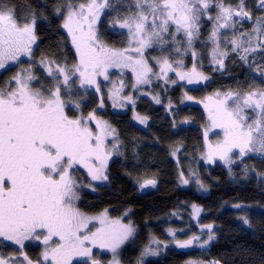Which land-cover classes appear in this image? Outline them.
<instances>
[{
  "label": "snow or ice",
  "instance_id": "6c2138e0",
  "mask_svg": "<svg viewBox=\"0 0 264 264\" xmlns=\"http://www.w3.org/2000/svg\"><path fill=\"white\" fill-rule=\"evenodd\" d=\"M243 5L244 0H239L236 8L219 0L215 4L213 0H134L135 13L122 21L115 20L112 26L128 29L136 44L131 49L135 57L127 54L129 49L115 51L97 40L95 26L103 11L109 7V0H89L87 5L80 4L77 10L69 11L62 26L71 35L79 63L67 69L55 61H41L47 76L54 83L53 88L44 92L29 86V81L34 79L30 71L23 79L13 77L17 83L15 90H0V237L19 245L21 249L25 240H40L42 236L44 244L48 245L53 237H57L59 242L43 253V259L50 260L51 264H73L78 258H88L84 264H89V261L90 264H98L92 259L93 247L107 248L116 253L117 248L133 236L134 229L120 221H110L106 214L88 217L80 212L74 206L79 197L70 174L74 165H82L88 169L93 180H107L104 172L111 153L104 148V136L111 135L115 130L108 129L107 125L101 128L97 121L100 134H95L87 126V121L70 118L64 110L61 88L67 87L69 80L78 74L80 87L95 85L96 91H99L96 76L103 75L107 80L108 69L112 67L131 68L136 74L137 84H150L151 75L167 80L168 72H175L189 84L206 80L207 77L196 71L195 65L190 73H185L179 70L183 66L182 60L176 61L177 67H173L167 57L157 60L159 72L153 73L144 59V50L154 45H160L163 50L170 43H180L176 41L180 33H183L190 49L193 39L199 35L201 17L210 7H216L218 14L208 16V20L216 22L209 38L215 45L213 63L223 69L229 52L221 50V29H234L240 21L251 18ZM260 6L264 7V0H261ZM35 23L32 19L31 23L21 26L14 13L0 11V69L5 67L6 60H18L20 55L31 54V45L36 41ZM254 33L258 41L256 45H252L251 40L224 36L232 45L231 52L236 53L241 61L248 62V56L256 53L257 48L264 49V42L259 40L264 35V22L257 24ZM245 43L249 46L245 47ZM175 51L179 53L181 49L176 47ZM192 55L195 57L196 53L193 51ZM261 56L264 58V52ZM260 76L264 77V72H260ZM125 99L132 100L131 97ZM153 99L160 103L157 97ZM228 100H233L235 105L231 109L227 105ZM205 108L209 109L213 127L224 132L222 143L215 146L209 144L208 162L219 157L226 164L232 163L230 153L233 149L239 150L237 155L240 157L254 150L264 152V92L252 91L235 99L232 93H228L223 99L213 102L211 107L205 105ZM245 109L257 113L258 118L249 122L244 115ZM135 118L142 124L146 123V118ZM95 119L92 114L87 118L89 121ZM95 162H99L100 167ZM181 179L183 184L190 182L183 178V173ZM195 182L200 184L199 179ZM155 183V180H146L140 187L143 189ZM193 209L198 216L200 209L195 205ZM93 219L100 224L95 231L87 227ZM244 223L248 221L245 219ZM205 227L210 233L204 242L207 244L214 239V235L211 234L212 225ZM170 234L175 236L171 230ZM198 239L192 237L185 241L176 240L175 243L185 248ZM149 255L155 256L158 252L149 246L142 253V258ZM24 259L27 264H32L26 255ZM0 264L7 262L0 258ZM114 264H119L115 256ZM140 264H143V259Z\"/></svg>",
  "mask_w": 264,
  "mask_h": 264
},
{
  "label": "trees",
  "instance_id": "16d2710c",
  "mask_svg": "<svg viewBox=\"0 0 264 264\" xmlns=\"http://www.w3.org/2000/svg\"><path fill=\"white\" fill-rule=\"evenodd\" d=\"M84 1L86 0H0V11L14 13V18L21 26L31 23L32 19L36 22V41L31 45V54L20 55L18 60L5 61V67L0 69V90L7 82L11 90L17 88L13 77L24 78V70L21 72L20 68L24 63H30L34 67L39 62L48 60L59 65L65 64L69 68L76 65V50L62 25L68 9ZM121 1L125 0H119ZM101 35L108 43L118 46L125 43L121 33H112L104 28ZM239 73L240 71L234 73L235 77ZM29 86L36 90L34 86ZM225 87L241 86L235 83H216L199 89L200 94L196 96L201 97L213 89ZM170 92L176 94L177 90H164L163 94L166 96L159 98L171 96ZM174 98L177 100L176 95ZM140 109L148 111L147 114L153 118L156 129L152 133L132 124L129 111L108 108L102 110L109 127L116 128L121 135L119 140L122 150L110 163L106 172L108 179L102 185L96 186V190L92 189V192H76L80 212L88 216L106 211L112 218L130 219L135 227V235L123 248L122 261L124 264H135L142 257L145 248L149 247L151 240L162 235L163 228L177 226V213H180L181 207L195 203L203 207L202 220L211 222L213 226L216 239L211 247L206 251H180L167 247L164 254L156 260L146 261V264H184L191 259L204 260L210 264H264V157L247 156L240 161L234 160L229 165L214 164L206 175L205 193L193 186L182 188L179 185L181 178L177 166H180V160L181 167L183 166L186 148V152L192 154L197 145L200 147L201 140H198L197 134H185L181 137L175 133L168 137V120L162 117L161 111L149 106H141ZM89 124L96 127L93 120ZM183 142L188 145L184 146L185 150L181 146ZM171 148H174L175 155L172 153L169 156L168 150ZM141 159H144L143 162ZM95 163L99 167V162ZM73 167H80L88 172L82 165ZM74 168L70 170L71 175ZM147 172L157 180V185L154 189L142 192L136 180ZM245 219L247 224L244 223ZM41 239L43 241L42 236ZM30 240H25L24 244H28ZM56 241L58 238L53 237L49 243ZM13 245L19 246L0 237L1 251L15 252Z\"/></svg>",
  "mask_w": 264,
  "mask_h": 264
},
{
  "label": "rangeland",
  "instance_id": "374dc122",
  "mask_svg": "<svg viewBox=\"0 0 264 264\" xmlns=\"http://www.w3.org/2000/svg\"><path fill=\"white\" fill-rule=\"evenodd\" d=\"M89 0L84 2H80L77 6H73L69 8L66 14L64 15V21L67 19V15L69 11L77 10L80 4L87 5ZM134 1L125 0L119 2V0H109V7L106 8L100 16V21L95 26L96 37L97 40L104 45L108 49H112L115 51H123L124 49H129L127 54L133 55L134 57L136 54L131 51L136 47L135 42L132 40V36L129 34L128 29H121L118 27H113V23L115 20H123L127 18L130 14L135 13L136 9L133 7ZM261 22H264V18ZM260 22V23H261ZM64 28V27H63ZM106 28L110 32H117L124 35V45H115L108 43L106 38L101 35V31ZM65 32L68 34L69 38H72L69 34L68 30L65 29ZM119 39V37H118ZM117 39V40H118ZM248 40H251L252 45L257 44V37L254 33V30L248 34ZM259 40L264 42V35L259 37ZM130 41H132L130 43ZM177 41V39H176ZM164 46L162 50L160 45H154L153 47L147 48L144 50V59L147 60L148 65L153 69V73L159 72L157 60L161 59L167 53L171 55L173 58L178 56V53L175 51L176 47H181L180 43H170L169 45ZM249 46V45H248ZM74 49L75 46L73 45ZM181 49V48H180ZM257 48V51L258 52ZM76 50V49H75ZM77 53V52H76ZM255 54V53H254ZM180 55V54H179ZM180 57V56H179ZM155 58V59H154ZM179 60V59H177ZM49 62L48 60L45 63ZM79 63V57L77 54V63ZM39 64V65H38ZM37 65L33 67L30 63L22 64L21 72L23 75H26L28 71L31 72L34 79L29 81V85L34 86L36 90L44 92L47 88H53L54 83L52 79L47 76V72L45 69L44 64L39 62ZM62 67H66L67 69H71L67 67L65 64H60ZM24 67V68H23ZM19 69V67H18ZM264 72V70L260 71ZM78 74L73 76L69 80V84L67 87L61 88V97L65 101V112L66 114L72 119H83L87 121V126L90 127L95 134H100V129L97 128V121L100 122L101 128H104L105 125L109 127L107 119L102 115L103 109H113L116 111H121L122 109H126L129 111L131 122L136 127H139L143 130H149L147 133H152V130L156 129V126H153V118L151 115L147 114L148 111H142L140 108L141 106L144 108L149 106L151 109H156L161 111L162 117L168 120L169 126L167 127L168 130V137L177 133L179 136L182 135H189V134H197L196 137L198 140L200 139L201 144L199 143L200 147L197 145L196 149L192 152V154H188L187 148L185 150L184 146L186 144L183 142L181 143L182 148L184 151V158L186 160L183 161V166L181 167L182 161H179L178 167V175L181 178V173H183V178L189 179L188 184H183L182 179L179 185L182 188L193 186L198 189L200 192H206L204 183L207 178V173L209 168L216 163H224V161L220 160L219 157H214L213 162H208L206 159V155L208 153V146L211 144L215 146L218 143H222L224 139V132L223 129L218 127H213L212 122L209 118V109L205 108V105H209L211 107L213 102L223 99L228 93L233 94V99L237 96L242 97L249 92L256 91V92H264V77L259 79H253L252 83H249L247 87L241 88H229L225 87L223 89H213L207 93H204L201 97L194 95L192 99L188 101H182L179 98H174L173 96H167L165 99L159 98L161 91L164 90H175L178 83L171 82L168 85L164 84V82L168 81L163 78L157 79L155 75H151V83L150 84H137L136 82V74L132 71L131 68H116L112 67L108 69V79L105 80L103 75L96 76V83L99 85V91H96V86H88L85 85L84 87H80V82L78 80ZM8 80V79H7ZM15 88V85L13 86ZM70 89V90H69ZM3 91H10V87L8 82L2 88ZM118 93V95H117ZM47 95V93L45 92ZM111 97V98H110ZM125 97H131L132 100L129 101L125 99ZM153 97H157L160 103H156V100ZM78 105V107H77ZM228 107L231 109L235 105L233 104V100L227 101ZM173 112H171L172 110ZM153 113V112H152ZM173 113V114H172ZM89 114H92L96 117L94 124L96 127H91L89 124ZM244 115L249 118V122L253 119H257V113L253 112L251 109H245ZM146 118V123H140L139 119L135 117ZM153 126V127H152ZM151 127L153 129H151ZM110 129H114L115 131L111 135L104 136V148L106 151L111 153L110 158L107 160L106 168L104 174L108 171V167L110 163L116 158L122 150V143L120 142L121 135L119 134L118 130L114 127H109ZM207 133V136H205ZM120 136V137H119ZM200 137V138H199ZM122 138V137H121ZM195 140V137H194ZM149 145H153L148 143ZM180 144V143H178ZM116 145V147H113ZM188 147V145L186 146ZM175 148V146H174ZM174 148L168 150V155L173 153ZM173 149V150H172ZM238 149H233L232 153H230L232 161H240L243 160L247 156H253L262 158L264 157V152L259 151H252L248 152L243 157L237 155ZM186 152V153H185ZM235 155V156H233ZM180 157V156H179ZM169 158L168 156L166 157ZM140 160V159H139ZM144 159H141L143 162ZM232 162V163H233ZM231 164V163H230ZM229 165V164H226ZM100 167V164H99ZM74 168V167H73ZM188 173V174H187ZM72 179L75 181V191L78 193L81 192H92V189L96 190V186L102 185L104 180H93L89 172L85 169L80 167L74 168L72 172ZM199 179L200 184H197L195 181ZM146 180H155L156 183L154 186H148L146 188L141 189L140 185L144 183ZM180 180V179H179ZM137 184L140 188V191L146 192L151 189H154L157 185V180L151 176V173L147 172L144 173L143 176L137 177ZM81 195V194H80ZM79 197V196H78ZM196 206L200 209L199 215L194 214L193 206ZM74 206L79 210V198L74 202ZM80 211V210H79ZM180 213H177V226L170 227L167 226L162 229V235L157 236L156 238L152 239L150 242V247L155 249L158 252V255L155 256H145L141 257L139 260L143 259V264H146V261L156 260L162 254L165 253L167 247L177 249L180 251H187L191 249L206 251L215 241L216 236L213 233V226L211 229V234L214 235V239L205 244L204 242L208 239L209 229L206 228V225H211V222H205L202 220V215L204 213L203 207L197 205L195 203H191L187 207H181L179 210ZM102 214H106L110 221H120L122 224L130 225L133 229L135 228L130 219L125 220L123 217L112 218L108 212L103 211L94 215H88V217H99ZM189 217H186V215ZM88 229L91 231H95L97 228L100 227L98 220L93 219L88 224ZM170 230L175 232V236L170 234ZM135 234L129 238V240L125 241L121 244L116 253H113L107 248H100V247H93L92 248V259H95L98 264H114V256L115 259L119 261V264H124L122 261V251L123 248L127 246V244L133 239ZM192 237H199L198 240L194 241L193 244L189 247L181 248L177 246L175 243L176 240L185 241L189 240ZM159 242V243H155ZM59 241L49 243L48 245H44L42 239L36 240L31 239L28 244H24L23 249L20 246H12L16 249L15 252H3L0 250V258L4 259L7 264H27V261L24 259L26 255L28 260L32 261V264H51V261H45L43 259V253L46 248H50L58 243ZM203 245V246H201ZM162 252V253H161ZM161 253V254H160ZM88 258L77 259L73 261V264H84V260ZM137 261L135 264H140V261ZM90 264V261H89ZM184 264H210L204 260H188L184 262Z\"/></svg>",
  "mask_w": 264,
  "mask_h": 264
},
{
  "label": "flooded vegetation",
  "instance_id": "af4514ba",
  "mask_svg": "<svg viewBox=\"0 0 264 264\" xmlns=\"http://www.w3.org/2000/svg\"><path fill=\"white\" fill-rule=\"evenodd\" d=\"M217 0H213L215 4ZM220 3L225 5H230L233 8H236L239 5V0H219ZM261 0H244V9L250 13V19H244L236 24L234 29H221V40L220 47L221 50L229 52V56L225 59V67L219 69L218 65L213 63L212 52L215 47L211 41L210 34L213 29L215 20H208V16L211 15L215 17L219 9L216 7H210V9L201 17L200 21V30L198 37L193 39L192 47L189 49L186 42V38L183 33H180L176 36L177 41H180L181 51L178 53L176 59L172 56L170 57V62L173 63V67H177L176 61L182 60L183 66L179 69L182 72L190 73L195 65L196 71L202 73L206 80H200L198 83L194 82L189 84L187 80H181L175 72L167 73V80L164 84H169L172 81L178 83L175 90L177 93L170 92V95H176L182 101H188L187 97H192L198 95L199 89L205 88L206 86H212L216 83L224 84H239V86H247L249 83H252L253 79L261 80L260 71L264 70V58L261 56V52H264V49H258V52L248 56V62L241 61L236 53L231 52L232 45L227 43L224 39L226 35L228 39L239 37L245 41L248 40V34L251 33L264 18V7H261ZM235 19V18H234ZM248 46L247 43L244 45ZM167 47V46H165ZM168 48V47H167ZM195 52L196 55L193 57L192 52ZM180 54V55H179ZM180 56V57H179ZM252 65V66H250ZM159 68V65H158ZM240 73L235 77L234 73ZM235 86V85H234ZM164 90H166L164 88ZM163 90V91H164ZM160 94L161 97L166 96V94ZM115 111V110H114Z\"/></svg>",
  "mask_w": 264,
  "mask_h": 264
}]
</instances>
